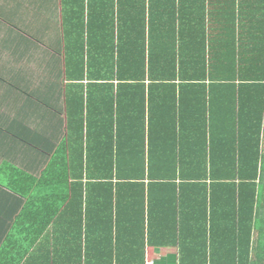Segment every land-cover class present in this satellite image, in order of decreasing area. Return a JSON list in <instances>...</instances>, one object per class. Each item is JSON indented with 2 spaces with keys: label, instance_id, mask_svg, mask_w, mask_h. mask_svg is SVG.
I'll return each mask as SVG.
<instances>
[{
  "label": "trees",
  "instance_id": "obj_1",
  "mask_svg": "<svg viewBox=\"0 0 264 264\" xmlns=\"http://www.w3.org/2000/svg\"><path fill=\"white\" fill-rule=\"evenodd\" d=\"M207 1L61 0L67 136L39 177L2 166L25 203L0 264H148L171 246L179 264H264V0H227L220 38ZM177 16L193 27L178 45Z\"/></svg>",
  "mask_w": 264,
  "mask_h": 264
},
{
  "label": "crops",
  "instance_id": "obj_2",
  "mask_svg": "<svg viewBox=\"0 0 264 264\" xmlns=\"http://www.w3.org/2000/svg\"><path fill=\"white\" fill-rule=\"evenodd\" d=\"M226 3L227 0L207 1L206 29L215 38L226 36ZM125 26L118 22L116 29ZM191 29L176 17L177 45L181 43L179 31ZM67 85L61 0H0V170L8 164L34 177L42 175L66 140ZM223 112L220 107L215 110L213 128V143L219 153L227 127ZM263 130L264 127L262 133ZM209 137L210 133L208 144ZM199 140L204 143L202 132L193 134L188 145ZM217 150L213 151L215 159ZM207 155L209 158L210 153ZM24 203V197L0 184V246ZM179 259L178 247L171 246L153 250L148 264H179Z\"/></svg>",
  "mask_w": 264,
  "mask_h": 264
}]
</instances>
